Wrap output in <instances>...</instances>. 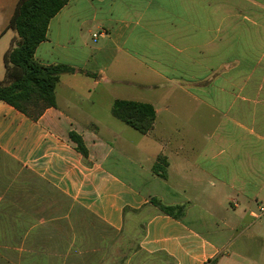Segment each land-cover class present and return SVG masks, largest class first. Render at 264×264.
Masks as SVG:
<instances>
[{"label":"crops","instance_id":"obj_1","mask_svg":"<svg viewBox=\"0 0 264 264\" xmlns=\"http://www.w3.org/2000/svg\"><path fill=\"white\" fill-rule=\"evenodd\" d=\"M35 58L74 71L38 121L0 102V264H112L134 234L120 264H264V0H70ZM116 100L153 105V129Z\"/></svg>","mask_w":264,"mask_h":264},{"label":"trees","instance_id":"obj_2","mask_svg":"<svg viewBox=\"0 0 264 264\" xmlns=\"http://www.w3.org/2000/svg\"><path fill=\"white\" fill-rule=\"evenodd\" d=\"M70 0H19L10 20L9 28L15 30L19 40L4 55L5 81L0 82V102L14 107L33 121H38L49 109L56 107V87L65 72L73 68L63 65H43L35 58L37 47L47 39L51 20ZM112 115L141 134L149 133L156 121V110L148 103L116 100ZM77 150L88 156L81 136L70 133ZM168 163L160 156L153 171L166 177ZM151 203L164 213L181 217L183 207L165 206L156 199Z\"/></svg>","mask_w":264,"mask_h":264},{"label":"rangeland","instance_id":"obj_3","mask_svg":"<svg viewBox=\"0 0 264 264\" xmlns=\"http://www.w3.org/2000/svg\"><path fill=\"white\" fill-rule=\"evenodd\" d=\"M137 237L138 236L136 234H134L131 237H129V238L127 237L124 240V242L122 244H123V246L125 245V247H123L119 252L117 251V253L114 254L113 259H112V264H120L121 263V257L126 255L129 251L130 247H134V245L137 243ZM114 252H116V251H114ZM113 260H114V262H113Z\"/></svg>","mask_w":264,"mask_h":264},{"label":"built area","instance_id":"obj_4","mask_svg":"<svg viewBox=\"0 0 264 264\" xmlns=\"http://www.w3.org/2000/svg\"><path fill=\"white\" fill-rule=\"evenodd\" d=\"M94 37H96V35H94ZM253 216L264 220V205H259Z\"/></svg>","mask_w":264,"mask_h":264}]
</instances>
